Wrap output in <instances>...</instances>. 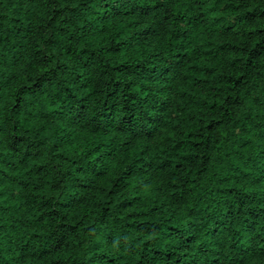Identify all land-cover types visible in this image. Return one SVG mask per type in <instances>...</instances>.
<instances>
[{"label":"trees","instance_id":"obj_1","mask_svg":"<svg viewBox=\"0 0 264 264\" xmlns=\"http://www.w3.org/2000/svg\"><path fill=\"white\" fill-rule=\"evenodd\" d=\"M0 264H264V0H0Z\"/></svg>","mask_w":264,"mask_h":264}]
</instances>
